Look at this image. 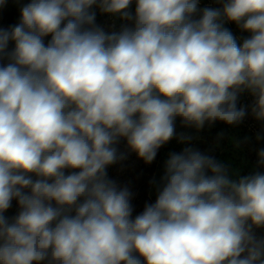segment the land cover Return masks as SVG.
Masks as SVG:
<instances>
[{
    "label": "clouds",
    "instance_id": "clouds-1",
    "mask_svg": "<svg viewBox=\"0 0 264 264\" xmlns=\"http://www.w3.org/2000/svg\"><path fill=\"white\" fill-rule=\"evenodd\" d=\"M132 3L30 0L0 27V264H264V173L232 180L185 148L134 219L132 193L107 174L120 138L151 163L177 117L239 123L245 90L264 120V0L199 18L198 0H135L134 15ZM93 6L132 24L106 32ZM222 16L251 36L238 45Z\"/></svg>",
    "mask_w": 264,
    "mask_h": 264
},
{
    "label": "rangeland",
    "instance_id": "rangeland-1",
    "mask_svg": "<svg viewBox=\"0 0 264 264\" xmlns=\"http://www.w3.org/2000/svg\"><path fill=\"white\" fill-rule=\"evenodd\" d=\"M224 0H208V4L198 3V11L195 18H199L204 8L221 9ZM97 8V7H95ZM95 9H92V11ZM103 19V18H102ZM110 20V18L105 19ZM222 26L228 29L236 38L237 44L242 45L243 41L251 36V33L243 31L236 22L221 17ZM132 23L129 24L131 26ZM109 30H113L108 25ZM115 29V28H114ZM255 98L247 90L238 94L237 107L244 108L246 115L239 123L235 124V135L220 150L218 160L228 170V176L232 180H238L242 176L254 174L245 170V167L258 165L264 173V166L258 164V152L264 149V120H258L253 114ZM115 163L113 181L118 187H127L132 193L131 204L133 207L132 218L140 214L146 204L154 203L157 197V188L151 186L152 180L157 174L154 168L157 164L146 163L138 154L133 151L125 140L123 150ZM74 169H66L65 174H70ZM35 180L37 177L32 174ZM19 210L10 207L4 215L11 221L18 214Z\"/></svg>",
    "mask_w": 264,
    "mask_h": 264
},
{
    "label": "trees",
    "instance_id": "trees-1",
    "mask_svg": "<svg viewBox=\"0 0 264 264\" xmlns=\"http://www.w3.org/2000/svg\"><path fill=\"white\" fill-rule=\"evenodd\" d=\"M30 0H8L6 6L0 8V27L7 28L11 25H14L19 22L20 18V9L23 4L29 3ZM198 3L201 5L208 4V0H198ZM96 6H93V11L96 13V23L100 25L106 32L119 31L121 27L125 24H130V21H123L118 15H110L102 13L100 9ZM135 0H133L132 5L130 6L129 11L134 15L135 14ZM103 18V19H102ZM110 18V20H105ZM108 25L113 28L109 30ZM115 28V29H114ZM50 36L45 37V43L50 40ZM14 48V42L9 43V50ZM235 135V124L229 125L223 121H215L214 123L206 122L202 128H197L194 125H186L180 117L175 119V135L168 141L166 144L161 146L157 150V155L152 163L157 164L154 168L157 173L152 180L151 186L158 187L161 184V178L165 173V165L170 154L172 153H181L185 148H191L198 150L201 153L214 157L217 161L219 158L220 150L229 142L230 138ZM126 139L120 138L118 143L114 145L117 149V156L121 154L123 150V145ZM220 162V161H219ZM253 164V163H252ZM251 164V165H252ZM249 165V166H251ZM245 167V170L249 172H262V169L255 165L254 170L252 167ZM115 163L108 166L107 174L108 178L113 181V172H114ZM211 173H209L210 175ZM26 193L30 192L29 189L24 190ZM11 207L20 210L18 203L13 199ZM253 232L258 238H264V228L253 227ZM41 264H48L47 261L41 262Z\"/></svg>",
    "mask_w": 264,
    "mask_h": 264
}]
</instances>
